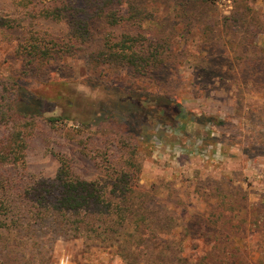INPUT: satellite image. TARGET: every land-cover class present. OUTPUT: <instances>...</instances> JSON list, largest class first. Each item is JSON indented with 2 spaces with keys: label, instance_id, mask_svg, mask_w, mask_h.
<instances>
[{
  "label": "rangeland",
  "instance_id": "obj_1",
  "mask_svg": "<svg viewBox=\"0 0 264 264\" xmlns=\"http://www.w3.org/2000/svg\"><path fill=\"white\" fill-rule=\"evenodd\" d=\"M52 1L28 0L25 6L20 0H0V81L19 84L16 109L34 116L29 120L34 128L27 138L25 166L0 164V179L11 183L13 192L27 179L54 178L59 163L51 152L64 155L72 172L84 180L108 179L103 154L115 166L125 158L115 137L101 136L96 128L105 116L113 115L127 122L142 142L135 157L140 164L138 184L145 196L156 191L149 208L158 210L157 216L163 218L167 209L179 223L194 219L192 231L201 234L205 224L198 225V219L204 222L209 215L200 194H207L219 180L241 189L250 204L261 205L256 213L263 211L264 73L256 76L255 68L243 71L230 62L236 60L233 51L239 45L247 54L264 59V35L254 38L246 24H238L264 20V0H136L149 19L153 16V24L130 28V37L139 36L145 46L159 40L166 44L167 62L151 77L136 75L128 67L91 71L83 53L56 58L47 72L23 75L17 49L27 32L48 41L68 37L64 22L38 16ZM181 2H189L192 10ZM235 78L252 81L231 82ZM156 98L177 105L183 120L174 123L169 112L160 120L145 116L140 100ZM54 116L65 119L54 125L45 121ZM5 126L0 123V139L6 136ZM248 210L250 206L233 218L238 225L243 222L234 246L247 264H264V227L249 229ZM178 232L172 234L178 237ZM0 233L5 240L0 251L14 258L12 264H123L115 247L84 239L55 236L47 230L44 238L38 234L42 245L37 248L26 228ZM160 235L170 240L171 234ZM183 246V256L191 261L208 251L202 238L187 236ZM146 250L151 255L153 246ZM171 253L173 249L164 250L163 264Z\"/></svg>",
  "mask_w": 264,
  "mask_h": 264
},
{
  "label": "trees",
  "instance_id": "obj_2",
  "mask_svg": "<svg viewBox=\"0 0 264 264\" xmlns=\"http://www.w3.org/2000/svg\"><path fill=\"white\" fill-rule=\"evenodd\" d=\"M19 3L27 6L29 2L20 0ZM124 3L119 0H53L38 16L64 22L69 28L68 37L48 41L38 33L27 32L25 42L17 49L23 75L33 71L36 74L47 72L51 61L56 58L75 57L80 53L84 54L91 71L103 67H128L136 75L151 77L153 72L161 70L167 62L164 58L166 44L159 40L145 46L139 36L130 37L128 33L130 28L140 27L143 23L153 24V16L149 19L146 8L136 0ZM181 3L192 10L189 2ZM242 23L246 24L254 38L264 35V20L250 19L238 24ZM213 25L218 28V22H213ZM241 50L239 45L233 51L238 56L230 64L243 71L255 68L256 76L263 74L264 59L259 58L257 53L250 55L242 50L245 55ZM230 80L236 83L252 81L245 78ZM18 85L17 82L0 81V123L6 125V136L0 139V164L16 168L25 166L27 138L34 128L33 123H29L34 116L16 109ZM140 104L138 106L145 116L153 119L160 120L167 112L174 123L184 118L177 105L159 98L140 100ZM63 119L62 116H54L45 121L54 125ZM81 126L89 127V124L82 123ZM96 131L101 136L115 137L125 158L115 166L108 155L103 154L108 179L84 180L72 172L64 155L51 152L59 163L52 180L27 179L26 184L22 181L13 192V185L0 179V230L17 232L26 228L35 238L37 248L42 245L38 234L44 238L47 230L55 236L115 247L123 264H163L165 249H173L166 264H247L244 255L234 246L243 222L238 225L233 218L246 212L250 206L248 214L251 218H247L249 229L264 227V209L256 213V208L261 205L250 204L241 189H232L223 180L214 181L207 194H200L207 204L205 212L209 218H203L204 222L198 219V225L205 224V230L196 235L192 231L197 224L194 219L179 223V218L171 210L166 209L162 218L159 213L157 216L158 210L149 208V201L156 199V191H153L152 197L141 192L138 184L140 164L135 157L142 142L129 124L118 116H105L97 124ZM80 143L84 146L83 141ZM178 229V237H175L172 233ZM161 232L171 234L170 240H162ZM187 236L208 242V251L206 249L194 261L183 256ZM3 244L5 240L0 233V248ZM151 245L153 254H146ZM13 259L9 253L4 256L0 251V264H12Z\"/></svg>",
  "mask_w": 264,
  "mask_h": 264
}]
</instances>
